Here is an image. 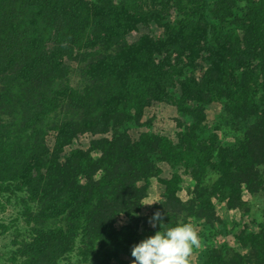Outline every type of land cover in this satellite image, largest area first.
<instances>
[{
  "label": "trees",
  "instance_id": "1",
  "mask_svg": "<svg viewBox=\"0 0 264 264\" xmlns=\"http://www.w3.org/2000/svg\"><path fill=\"white\" fill-rule=\"evenodd\" d=\"M263 168L264 0H0V264L133 260L181 222L198 264H264V220L217 214Z\"/></svg>",
  "mask_w": 264,
  "mask_h": 264
},
{
  "label": "clouds",
  "instance_id": "2",
  "mask_svg": "<svg viewBox=\"0 0 264 264\" xmlns=\"http://www.w3.org/2000/svg\"><path fill=\"white\" fill-rule=\"evenodd\" d=\"M162 222L159 211L149 223L156 227ZM162 224V223H161ZM202 240L192 222H181L159 230L131 248L132 264H190L194 249L202 247Z\"/></svg>",
  "mask_w": 264,
  "mask_h": 264
},
{
  "label": "rangeland",
  "instance_id": "3",
  "mask_svg": "<svg viewBox=\"0 0 264 264\" xmlns=\"http://www.w3.org/2000/svg\"><path fill=\"white\" fill-rule=\"evenodd\" d=\"M152 28H154L152 26ZM151 28V29H152ZM217 111L213 110V112L210 115V120H213L214 115L216 114ZM154 115L156 117V123H162L161 121L167 119L168 117L175 116V110L165 104H160L151 110H149V117ZM157 131H164V128L159 126L157 128ZM231 140V139H230ZM52 141V138L48 137L47 138V143L50 144ZM89 141V138L87 136L82 137L79 141H77L74 145H79L82 148L86 149L87 148V143ZM262 175L264 177V168L262 169ZM170 173H165V177H169ZM179 174L182 176L183 180V185L184 188L183 190L179 193V196L181 197L182 200H187L189 197V192L188 188L191 187L192 182L191 180L182 172V170H179ZM162 188L157 185L156 183H153L148 191V197L145 199V207L148 209L152 204L157 203L159 200V195L162 192ZM245 199L247 200L250 208V214L249 215H243V212L241 210H235V211H229L226 209L224 206H219L217 209V214L220 217V219L224 222L227 223H232L234 221H239L240 218H243L246 223L249 224V227H252L253 230H256V225L251 224V221L257 220V221H262L264 220V193H261L255 197L251 196H246ZM147 209L143 211L144 214H146ZM128 223V220L125 219V217L121 216V218L118 220L117 225L121 226ZM148 228V226H147ZM149 228L152 229L153 226L149 223ZM147 230L142 229L140 230V235H145ZM228 240V239H227ZM228 242L230 243L231 247H234L237 249V244L232 241L231 238H229ZM199 259V256H191L190 257V264H198L197 260ZM115 263L113 264H132V260H127V259H115Z\"/></svg>",
  "mask_w": 264,
  "mask_h": 264
}]
</instances>
